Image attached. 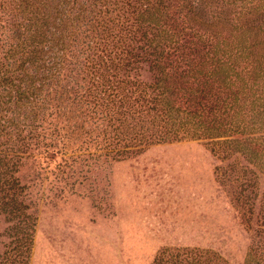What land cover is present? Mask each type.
<instances>
[{
    "label": "rangeland",
    "instance_id": "rangeland-1",
    "mask_svg": "<svg viewBox=\"0 0 264 264\" xmlns=\"http://www.w3.org/2000/svg\"><path fill=\"white\" fill-rule=\"evenodd\" d=\"M247 25L264 0H0V264H264V106L236 128L198 80Z\"/></svg>",
    "mask_w": 264,
    "mask_h": 264
},
{
    "label": "trees",
    "instance_id": "trees-1",
    "mask_svg": "<svg viewBox=\"0 0 264 264\" xmlns=\"http://www.w3.org/2000/svg\"><path fill=\"white\" fill-rule=\"evenodd\" d=\"M59 14L61 15V13ZM53 20L56 21V18H53ZM67 20L68 18L59 16V24L57 26L55 25V23L51 24L50 26H49V23L44 25L46 27L45 33L51 34L50 39H49V36L46 37V35H44L45 34L44 31H43V35L40 34L38 37L42 38L44 36V41L52 42L53 45L58 46V44L64 39L63 34L62 32H60V30L62 27L65 29ZM51 26L56 28V32L50 29ZM245 27H246L245 29L243 28L241 29V32L235 38L237 40V44H236V47H235L236 49L234 53L239 55L238 59L237 57L235 58L233 51L231 50L226 51V49H223L221 52L223 53V56L224 55L226 56V58L224 60H220L217 57V52L219 50L217 51L216 46H215V48H213L212 53L213 55L216 56V58L213 60L217 65V71L216 73L212 72L209 75H212V77L216 75L217 79H198L199 84L202 85V88L205 89L204 92L207 91V88H209V91L213 89L222 90L225 92L226 98H231L230 99L231 103L230 102L227 103L226 101V107L230 106V108H232L233 106V110H237L236 112H234V124H233L236 128L241 127L242 121H244V119L240 117L241 114L243 115V112L247 110L249 112L253 111L255 106H257L258 104L260 106H264V102H258L260 101V97H257L259 96L257 94V92H259L257 91V89L260 90V92L263 89L262 87L263 79H259L258 75H259V70H261L260 69L261 61L262 59H264V48L261 47L262 43L260 40L259 33L255 31L254 39L252 40L250 39L252 28L248 25ZM212 29L213 30L217 29V24H214L212 26ZM247 31H249L250 33H248ZM158 44H156V46L160 47V44L159 45ZM231 57H234L235 60H239V61H242V59H245V58H248L251 61L250 67L252 68L250 69L251 71L248 74H251L250 77H252V79H246L245 81V79H242L241 77L240 79L231 78L233 75L236 76V78H239L237 73L236 75L235 73L232 74L233 69L230 67L231 64L229 63V60ZM249 60H243V61L246 62ZM221 70L223 74H221ZM23 80L25 83L23 84V86L21 87L16 86L13 89L14 99L16 98L17 101L19 102L23 101V104L28 103L27 101H29V99H32V102H35L37 104L42 96L43 80H47V79H41L38 87L34 86V83L36 82L35 80H29V79H23ZM181 80L185 82L189 81L188 79H181ZM195 80L196 79H194V81ZM163 81L166 83L167 79H163ZM163 81L161 80V82ZM28 89L31 90L29 96L26 95V92ZM10 99L13 100L12 97H10ZM219 101L222 102V105L220 107L218 106L220 109V112L221 111L225 112L224 111L226 108L225 101L221 99ZM248 101H250L249 102L250 105L248 108H246V102ZM252 124L256 128H261L262 126H264V117H262V119H260L259 121H254ZM241 132H244V131L242 130ZM252 156L255 158L257 156V153H252Z\"/></svg>",
    "mask_w": 264,
    "mask_h": 264
}]
</instances>
